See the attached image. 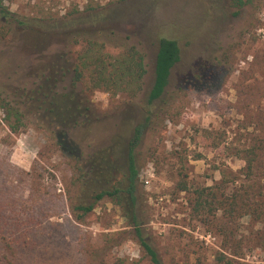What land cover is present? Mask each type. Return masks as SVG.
<instances>
[{"label":"rangeland","instance_id":"rangeland-1","mask_svg":"<svg viewBox=\"0 0 264 264\" xmlns=\"http://www.w3.org/2000/svg\"><path fill=\"white\" fill-rule=\"evenodd\" d=\"M5 5L12 19L0 16V94L15 104L26 102L27 111L23 125L11 132L14 119H5L0 100V213L11 206V220L32 212L37 217L33 229L17 232L19 237L0 235V264H152L121 207L103 198L76 222L69 197L92 201L83 184L88 177L77 183L87 167L79 170L75 155L126 141L147 111L159 114L163 105L167 115L146 126L134 148L140 236L164 264H224L217 252L232 258L230 264H264V217H241L230 243L214 221L221 214L219 194L250 182L247 151L264 146V0H251L237 14L230 0H6ZM92 7L103 14L100 22H87ZM83 17L87 20L76 22ZM79 24L113 29L121 43L145 54L147 71L135 98L103 90L87 95L98 119L88 131L77 126L68 133L73 156L59 146V134L48 131L55 126L42 105L26 99L39 84L61 85L70 78L71 73L61 81L59 68L75 61L78 45L68 44L65 35ZM163 36L178 43L180 59L163 98L149 105ZM257 152L264 158V150ZM257 185H264V175L257 176ZM201 189L217 192L212 211L193 208Z\"/></svg>","mask_w":264,"mask_h":264},{"label":"trees","instance_id":"trees-1","mask_svg":"<svg viewBox=\"0 0 264 264\" xmlns=\"http://www.w3.org/2000/svg\"><path fill=\"white\" fill-rule=\"evenodd\" d=\"M237 14L240 9L248 5L251 0H230ZM6 0H0V16L4 19H12V14L5 5ZM92 7L88 20L80 18L76 21L82 23L100 22L103 14ZM83 19V20H82ZM15 20V19H14ZM18 23L24 26H30L19 18ZM73 24V23H72ZM66 42L69 44L77 43L78 52L75 61L68 64L65 69L59 68L62 72L61 81L70 74V78L61 85L43 86L39 84L27 95L28 99L36 101L42 105L43 116L50 119L55 129L48 131L54 135L59 134V146L74 156L76 147L69 141L68 133L77 126H82L88 131L97 121L98 114L95 105L87 95L96 90L109 92L113 96L124 94L130 98H135L143 89L144 76L146 74L145 54L135 45L120 42L122 38L117 33L106 26L102 28L88 29L83 25H78L65 35ZM121 39V40H120ZM120 44V45H119ZM118 48L120 51L111 53L106 47ZM180 59V48L178 43L169 37H160L157 42V50L154 59V73L152 85L147 95V104H153L158 99H162L168 90L169 77L173 66ZM52 67H55L53 63ZM56 66H58L56 64ZM48 79V77L46 78ZM1 104L5 109V119L12 117L13 122L9 123L11 132H16L23 125L24 113H26V102L13 103L0 94ZM166 102L163 101V104ZM25 107H23V106ZM28 107V106H27ZM162 117L167 115V107L163 105L159 109ZM158 112L149 110L146 112L144 122L133 126L132 135L126 138V141L117 139L112 144L99 147L87 156L75 155V159L80 163V168L86 166L87 170H81L82 174L78 182L82 183L84 176L88 179L83 183L86 193L92 198L91 202L80 201V198L69 197V208L72 218L76 222H83L85 215L93 209V203L103 198L110 199L113 203L122 208L124 215L129 220L138 237L145 255L152 264L162 263L157 251L142 236H140V221L135 211L137 200V185L139 180V161L135 157L134 148L140 141L143 130L146 126H152L154 119L159 117ZM10 122V121H9ZM124 147L126 153H116V148ZM256 149L258 147H255ZM251 147L245 155L246 172L248 180L247 186L241 190L226 195L221 192L217 211L221 214L215 217L214 221L220 226V230L225 237V241L231 242L239 228L241 217L249 216L253 220L264 217V185H257V176L264 175V158L258 150H264ZM82 158V159H81ZM81 159V160H80ZM82 177V179H81ZM186 186H183V189ZM210 193V194H209ZM217 192L204 190L195 191L194 206L197 209H207L212 211L214 199ZM210 198V199H209ZM7 213H0V235L6 238L11 232L31 231L35 225L36 214L20 217L18 214L12 220L8 216L9 212L14 210L9 206ZM5 209V208H3ZM2 206L0 205V211ZM20 230V231H19ZM7 248L9 247L8 244ZM264 249V240L263 245ZM234 254V252H232ZM8 255V253H6ZM216 259L224 264L232 263V258L223 252H217ZM122 264V263H116Z\"/></svg>","mask_w":264,"mask_h":264},{"label":"built area","instance_id":"built-area-1","mask_svg":"<svg viewBox=\"0 0 264 264\" xmlns=\"http://www.w3.org/2000/svg\"><path fill=\"white\" fill-rule=\"evenodd\" d=\"M145 183H148V180H145Z\"/></svg>","mask_w":264,"mask_h":264}]
</instances>
